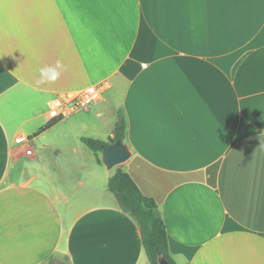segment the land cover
I'll list each match as a JSON object with an SVG mask.
<instances>
[{"label": "crops", "instance_id": "1", "mask_svg": "<svg viewBox=\"0 0 264 264\" xmlns=\"http://www.w3.org/2000/svg\"><path fill=\"white\" fill-rule=\"evenodd\" d=\"M89 86L86 113L127 116V173L162 196L173 262L264 264V0H0V264H150L94 185L109 171L45 137L71 116L38 134Z\"/></svg>", "mask_w": 264, "mask_h": 264}, {"label": "trees", "instance_id": "2", "mask_svg": "<svg viewBox=\"0 0 264 264\" xmlns=\"http://www.w3.org/2000/svg\"><path fill=\"white\" fill-rule=\"evenodd\" d=\"M64 118L53 120L38 131L41 134L58 123ZM128 131L127 116L124 111H119L118 121L115 125L113 134L114 143L121 140L126 143ZM83 144L94 153L97 161L102 165V160L98 158V153H102V147L109 143L101 140L84 137L81 139ZM182 180H189L190 177H181ZM108 190L117 198L120 206L124 211L129 213L139 224L142 234V241L150 264H158L159 256H165L171 264H175L169 253L168 232L161 212L159 204L162 202V196L156 194L147 195L138 186L136 180L131 173H127L121 169L110 177L108 182Z\"/></svg>", "mask_w": 264, "mask_h": 264}, {"label": "rangeland", "instance_id": "3", "mask_svg": "<svg viewBox=\"0 0 264 264\" xmlns=\"http://www.w3.org/2000/svg\"><path fill=\"white\" fill-rule=\"evenodd\" d=\"M95 108L96 106L95 104H93L89 108H85L76 112L79 114L76 113L71 114L70 118H67L68 117L67 116L65 123L62 126H60L59 129H56L55 131H51L45 137H47L50 140L56 139V141L64 140L66 141V144H70L71 148L74 147L76 148L77 155L88 156V157L91 156L93 158V161H95V155L83 144L81 139L87 137V138L101 140L103 142L111 144V142L114 139L113 128L115 127V122L118 119V115L114 110L112 104L109 103L104 104L103 106H100L99 108L100 110H96L95 112L92 113L90 112L86 113V111ZM98 111H100L102 115L99 116ZM86 114L87 116H89V118L86 117ZM37 124L38 122L32 123L30 124L29 128H34L35 126H37ZM98 158L102 160L101 153H98ZM129 162L130 161H127L126 163L119 165L114 169H112L111 171H109V176L110 177L113 176L118 169L127 172L129 167ZM104 171H105V167L103 166V168H100V173L102 172L104 173ZM108 181L102 177H99L98 179L95 180L94 185L101 189H106L109 195H111V193L108 191ZM54 264H70V262L67 258L62 256V257H57L54 260Z\"/></svg>", "mask_w": 264, "mask_h": 264}, {"label": "built area", "instance_id": "4", "mask_svg": "<svg viewBox=\"0 0 264 264\" xmlns=\"http://www.w3.org/2000/svg\"><path fill=\"white\" fill-rule=\"evenodd\" d=\"M103 87L89 86L79 92L51 99L47 103V114L50 121L69 117L79 110L89 108L102 98ZM30 153V152H28Z\"/></svg>", "mask_w": 264, "mask_h": 264}, {"label": "water", "instance_id": "5", "mask_svg": "<svg viewBox=\"0 0 264 264\" xmlns=\"http://www.w3.org/2000/svg\"><path fill=\"white\" fill-rule=\"evenodd\" d=\"M102 164L108 171L129 161L132 154L128 146L121 140L102 147ZM158 264H171L163 255L159 256Z\"/></svg>", "mask_w": 264, "mask_h": 264}, {"label": "clouds", "instance_id": "6", "mask_svg": "<svg viewBox=\"0 0 264 264\" xmlns=\"http://www.w3.org/2000/svg\"><path fill=\"white\" fill-rule=\"evenodd\" d=\"M63 66L57 62L55 66L40 69L41 83H55L61 76Z\"/></svg>", "mask_w": 264, "mask_h": 264}]
</instances>
